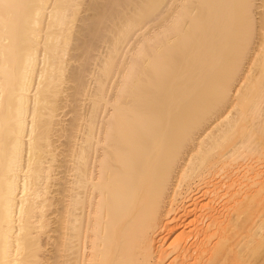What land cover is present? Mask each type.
<instances>
[{"label":"bare ground","instance_id":"obj_1","mask_svg":"<svg viewBox=\"0 0 264 264\" xmlns=\"http://www.w3.org/2000/svg\"><path fill=\"white\" fill-rule=\"evenodd\" d=\"M0 264H264V0H0Z\"/></svg>","mask_w":264,"mask_h":264},{"label":"rangeland","instance_id":"obj_2","mask_svg":"<svg viewBox=\"0 0 264 264\" xmlns=\"http://www.w3.org/2000/svg\"><path fill=\"white\" fill-rule=\"evenodd\" d=\"M66 118H68V115L66 116Z\"/></svg>","mask_w":264,"mask_h":264}]
</instances>
